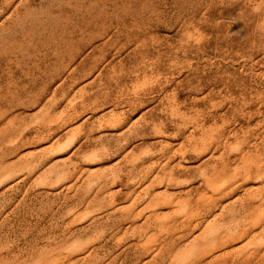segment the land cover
Wrapping results in <instances>:
<instances>
[{
    "label": "rangeland",
    "instance_id": "rangeland-1",
    "mask_svg": "<svg viewBox=\"0 0 264 264\" xmlns=\"http://www.w3.org/2000/svg\"><path fill=\"white\" fill-rule=\"evenodd\" d=\"M0 264H264V0H0Z\"/></svg>",
    "mask_w": 264,
    "mask_h": 264
}]
</instances>
